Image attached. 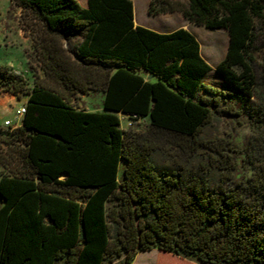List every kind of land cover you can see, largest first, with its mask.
I'll list each match as a JSON object with an SVG mask.
<instances>
[{
	"label": "trees",
	"instance_id": "trees-1",
	"mask_svg": "<svg viewBox=\"0 0 264 264\" xmlns=\"http://www.w3.org/2000/svg\"><path fill=\"white\" fill-rule=\"evenodd\" d=\"M11 1L43 78L28 63L30 86L0 66V94L27 98L20 126L0 128V144L24 168L0 178V264H132L150 250L195 264H264V109L254 102L264 0L147 8L225 30L215 71L243 97L202 85L211 68L189 31L134 27L131 0ZM88 92L103 94L101 112L71 104ZM217 116L242 118L250 136L202 138ZM162 138L182 154L201 150L203 167L177 156L159 168Z\"/></svg>",
	"mask_w": 264,
	"mask_h": 264
},
{
	"label": "rangeland",
	"instance_id": "rangeland-1",
	"mask_svg": "<svg viewBox=\"0 0 264 264\" xmlns=\"http://www.w3.org/2000/svg\"><path fill=\"white\" fill-rule=\"evenodd\" d=\"M21 19V16H20ZM189 32L197 39L200 48L202 57L206 60L207 64L210 66L211 71L202 79V85L207 88H212L222 93L227 94H237L240 97H243L241 93L236 91H232L223 81V79L216 73L215 67L218 63H220L224 57L228 46V35L225 30H210L204 27H197L189 25L187 27ZM28 34L30 37L29 44L26 47L27 51V59L28 63L33 66L36 75L39 78H43L42 72L40 71L37 61L35 60L32 52V34L30 30H28ZM255 57V65H256V73L257 79L260 82V94L257 99H254L258 105L264 109V48L260 43L257 44V51L254 54ZM28 63L26 64V69L29 71ZM24 78L27 80L29 85H32L33 82V73L26 72L24 74ZM205 95V93L203 92ZM104 96L101 92H88V94L82 98L81 102L84 104V107L89 112H101L103 105ZM250 103H248L249 105ZM21 106V102L16 103V106L12 109L10 114H2L0 113V127L2 129H11L3 125L4 119H9L11 123H16V109H19ZM222 107H225L221 103ZM120 127L123 130L129 128V120L122 118L120 119ZM132 129L141 134L145 133V124L143 123H133ZM12 130V129H11ZM251 134L250 129L245 124L242 118H234V117H224L217 116L214 118L209 126L203 130L202 138L205 139H214L218 138L223 141H230L232 138H237L241 143L245 139H247ZM158 144H162L164 146L165 153L162 156H157V164L159 168H166L170 170L172 166L170 165V161L174 159V157L180 156V158H176L179 164H189V166L193 167V169L203 167V162L201 161L200 156H202V151L199 150L196 154L197 156H189L188 152L182 154V152L174 145H169L167 143V139L162 138L159 140ZM3 147V148H2ZM6 150V147L0 144V153L2 154ZM7 151V150H6ZM8 152V151H7ZM172 155L170 159L168 157ZM1 156V155H0ZM190 157V158H189ZM169 159V160H168ZM132 264H195L190 261L182 260L176 257H173L168 254H163L157 250H150L140 252Z\"/></svg>",
	"mask_w": 264,
	"mask_h": 264
},
{
	"label": "crops",
	"instance_id": "crops-1",
	"mask_svg": "<svg viewBox=\"0 0 264 264\" xmlns=\"http://www.w3.org/2000/svg\"><path fill=\"white\" fill-rule=\"evenodd\" d=\"M75 1L82 8L87 6V0ZM131 2L134 27H142L159 34H168L178 29L189 31L187 27L191 24H188L180 13L173 12L151 16L147 13L150 0H131ZM20 16L21 10L14 6L11 0H0V66H7L15 74L24 78V74L28 72L26 69V64L28 63L26 47L29 44L30 37L28 29H26L22 23ZM199 49L202 57L200 45ZM202 59L206 62L203 57ZM87 94L76 96L75 99L71 101V104L74 105L76 110L89 112L81 102L82 98ZM18 102H21L19 109L23 108L27 103V98L24 97L18 100L15 96L8 93L0 94V113L4 115L10 114ZM19 109H16V111ZM118 118L127 119V117L123 115H118ZM21 120L17 122L19 126ZM6 121L10 120L4 119L3 125ZM0 127L3 126L0 125ZM0 155V178L2 175H10L9 172L14 170H17V172L24 171L22 164L15 160V155L13 153L4 150ZM63 178H65L64 175L60 177V179Z\"/></svg>",
	"mask_w": 264,
	"mask_h": 264
},
{
	"label": "built area",
	"instance_id": "built-area-1",
	"mask_svg": "<svg viewBox=\"0 0 264 264\" xmlns=\"http://www.w3.org/2000/svg\"><path fill=\"white\" fill-rule=\"evenodd\" d=\"M24 113H25V108L24 107L20 108L19 110L16 111V117L15 118H16L17 122L22 119ZM17 122L13 124V123H11L9 121H6V122H4V125L7 126V127H10L13 130V129L19 127Z\"/></svg>",
	"mask_w": 264,
	"mask_h": 264
}]
</instances>
